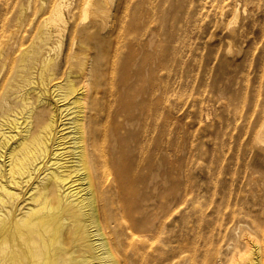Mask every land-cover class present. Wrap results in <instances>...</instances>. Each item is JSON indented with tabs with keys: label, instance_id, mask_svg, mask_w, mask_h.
<instances>
[{
	"label": "rangeland",
	"instance_id": "rangeland-1",
	"mask_svg": "<svg viewBox=\"0 0 264 264\" xmlns=\"http://www.w3.org/2000/svg\"><path fill=\"white\" fill-rule=\"evenodd\" d=\"M34 1L0 0V41L20 7L32 13L50 2ZM114 2L126 31L115 78L120 180L99 187L112 241L125 264L221 259L230 203L242 215L264 204V0ZM34 25L20 32L25 45ZM68 42L65 36L55 52L64 54ZM8 51L0 55V83Z\"/></svg>",
	"mask_w": 264,
	"mask_h": 264
},
{
	"label": "bare ground",
	"instance_id": "bare-ground-1",
	"mask_svg": "<svg viewBox=\"0 0 264 264\" xmlns=\"http://www.w3.org/2000/svg\"><path fill=\"white\" fill-rule=\"evenodd\" d=\"M71 4L50 0L35 4L32 13L20 7L0 41V55L10 50L0 83V264H68L67 257L79 264L103 257L125 264L99 187L117 181L115 78L126 31L114 0ZM32 25L25 45L20 32ZM65 36L66 52H55ZM14 48L20 54L13 57ZM65 117L71 141L64 136ZM258 142L264 144V132ZM225 236V256L207 264H264V204L242 215L230 203Z\"/></svg>",
	"mask_w": 264,
	"mask_h": 264
}]
</instances>
